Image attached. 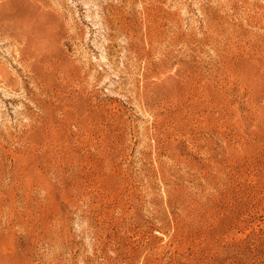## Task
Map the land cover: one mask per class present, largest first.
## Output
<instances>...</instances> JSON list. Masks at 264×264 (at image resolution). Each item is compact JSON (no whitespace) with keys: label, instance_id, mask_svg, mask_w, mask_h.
<instances>
[{"label":"rangeland","instance_id":"rangeland-1","mask_svg":"<svg viewBox=\"0 0 264 264\" xmlns=\"http://www.w3.org/2000/svg\"><path fill=\"white\" fill-rule=\"evenodd\" d=\"M0 71V264H264V0H0Z\"/></svg>","mask_w":264,"mask_h":264},{"label":"bare ground","instance_id":"bare-ground-1","mask_svg":"<svg viewBox=\"0 0 264 264\" xmlns=\"http://www.w3.org/2000/svg\"><path fill=\"white\" fill-rule=\"evenodd\" d=\"M0 73H4V72L0 71ZM2 76H3V74H2Z\"/></svg>","mask_w":264,"mask_h":264}]
</instances>
